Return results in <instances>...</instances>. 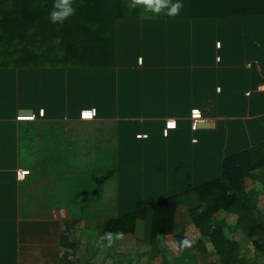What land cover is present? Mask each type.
<instances>
[{
	"label": "crops",
	"instance_id": "crops-1",
	"mask_svg": "<svg viewBox=\"0 0 264 264\" xmlns=\"http://www.w3.org/2000/svg\"><path fill=\"white\" fill-rule=\"evenodd\" d=\"M127 10L62 39L55 62L0 65V264H264V16ZM221 179L248 200L203 234L193 195ZM171 198L172 232L149 238Z\"/></svg>",
	"mask_w": 264,
	"mask_h": 264
},
{
	"label": "trees",
	"instance_id": "trees-1",
	"mask_svg": "<svg viewBox=\"0 0 264 264\" xmlns=\"http://www.w3.org/2000/svg\"><path fill=\"white\" fill-rule=\"evenodd\" d=\"M140 4L145 10L160 9V14L162 12L172 19L264 16V0H0V65H22L23 61L30 64L31 56L55 62L54 57L59 53L62 39L71 43L73 35L83 27H99L113 14L124 16L129 12L127 9L139 7ZM177 4L180 7L173 11ZM106 178L94 181L102 183ZM232 189L231 184L221 179L195 190L193 196L199 204L190 211L203 234H206L203 223L207 214L210 217L219 209L235 210L241 198L248 200L243 193L233 192L229 195L228 191ZM175 200L171 198L154 209L148 224L149 238L172 232ZM169 202L171 207H168ZM196 216H201L202 223L197 222ZM135 219L136 215H130L110 222L104 236L132 232ZM166 223L168 226H165ZM127 225L130 227L127 228ZM261 248L264 250V246Z\"/></svg>",
	"mask_w": 264,
	"mask_h": 264
},
{
	"label": "built area",
	"instance_id": "built-area-1",
	"mask_svg": "<svg viewBox=\"0 0 264 264\" xmlns=\"http://www.w3.org/2000/svg\"><path fill=\"white\" fill-rule=\"evenodd\" d=\"M220 47V44H217V48ZM217 61H219V58L217 59ZM259 91H264V86H261L258 88ZM217 91L219 92L220 90L217 89ZM39 116L40 117H43V111H40L39 113ZM96 117V111L95 109H88V110H84L80 113V120H83V121H91L93 120L94 118ZM35 118L34 115H31V116H20L18 118V121H33ZM190 119H191V130L192 131H196L198 129V125L203 121L202 118H201V113L199 110H194L191 112L190 114ZM176 128V122L174 120H167L165 122V129L163 130V135L164 136H167L168 135V132L170 130H174ZM138 139H141V138H146V136H138L137 137ZM28 171H18L16 172V176L18 178H22L26 175H28Z\"/></svg>",
	"mask_w": 264,
	"mask_h": 264
},
{
	"label": "clouds",
	"instance_id": "clouds-1",
	"mask_svg": "<svg viewBox=\"0 0 264 264\" xmlns=\"http://www.w3.org/2000/svg\"><path fill=\"white\" fill-rule=\"evenodd\" d=\"M179 7H180V5L177 4V5L174 7L175 11H176ZM70 11H71V10H70Z\"/></svg>",
	"mask_w": 264,
	"mask_h": 264
},
{
	"label": "snow or ice",
	"instance_id": "snow-or-ice-1",
	"mask_svg": "<svg viewBox=\"0 0 264 264\" xmlns=\"http://www.w3.org/2000/svg\"><path fill=\"white\" fill-rule=\"evenodd\" d=\"M173 11H175V9H173Z\"/></svg>",
	"mask_w": 264,
	"mask_h": 264
},
{
	"label": "rangeland",
	"instance_id": "rangeland-1",
	"mask_svg": "<svg viewBox=\"0 0 264 264\" xmlns=\"http://www.w3.org/2000/svg\"><path fill=\"white\" fill-rule=\"evenodd\" d=\"M159 12H160V10H159ZM162 13V12H161Z\"/></svg>",
	"mask_w": 264,
	"mask_h": 264
},
{
	"label": "water",
	"instance_id": "water-1",
	"mask_svg": "<svg viewBox=\"0 0 264 264\" xmlns=\"http://www.w3.org/2000/svg\"><path fill=\"white\" fill-rule=\"evenodd\" d=\"M198 127H199V125H198ZM201 127V126H200Z\"/></svg>",
	"mask_w": 264,
	"mask_h": 264
}]
</instances>
